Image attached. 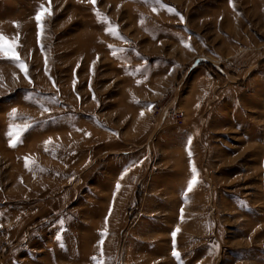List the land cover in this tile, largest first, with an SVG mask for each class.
<instances>
[{"label":"rangeland","instance_id":"obj_1","mask_svg":"<svg viewBox=\"0 0 264 264\" xmlns=\"http://www.w3.org/2000/svg\"><path fill=\"white\" fill-rule=\"evenodd\" d=\"M0 35V264H264V0H0Z\"/></svg>","mask_w":264,"mask_h":264},{"label":"snow or ice","instance_id":"obj_2","mask_svg":"<svg viewBox=\"0 0 264 264\" xmlns=\"http://www.w3.org/2000/svg\"><path fill=\"white\" fill-rule=\"evenodd\" d=\"M50 2V0H49ZM91 3L95 4L96 0H90ZM51 15V11L50 8H45L43 6H41V10L38 12V14L35 17V20L37 21V26H38V30L42 31L43 30V24L42 21L45 18V15ZM182 19V17H181ZM113 34L115 35V31L113 30ZM17 45L15 43L9 42L5 37H3L2 35H0V52L3 53V55L7 58H10L13 61H16L19 63V67L23 70L25 76H27L28 74V67L27 65L21 60L20 56L18 55L17 51H16ZM45 63H47V61H45ZM31 82V80L29 81ZM79 99V97H78ZM45 112L49 111V109L45 108L44 109ZM15 114V111H13V115ZM14 128L17 129L16 131V135L17 137H19L20 133L22 131H24V129H21L19 126H13ZM28 127V126H25ZM9 135H12V133H9ZM13 147L15 146V142L12 145ZM191 154V153H190ZM193 173L196 172L195 167L193 166L192 168ZM197 183V179L195 177V175L193 176L191 183L188 186V191L192 190V185H195ZM117 190H119L120 185L117 184ZM179 232V229H176V231H174L172 233L173 238H175V236L177 235V233ZM101 244H103V241H100ZM174 256L178 257V253L173 252Z\"/></svg>","mask_w":264,"mask_h":264}]
</instances>
